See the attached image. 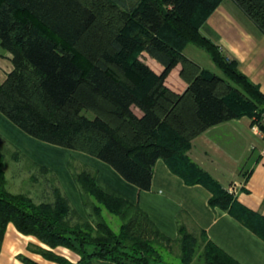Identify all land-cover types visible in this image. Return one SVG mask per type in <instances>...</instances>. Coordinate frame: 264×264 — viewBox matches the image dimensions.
Wrapping results in <instances>:
<instances>
[{"label": "trees", "instance_id": "1", "mask_svg": "<svg viewBox=\"0 0 264 264\" xmlns=\"http://www.w3.org/2000/svg\"><path fill=\"white\" fill-rule=\"evenodd\" d=\"M221 1L139 0L124 8L117 0H0V47L12 64L0 81V112L37 139L101 159L140 189L151 187L154 166L163 159L187 183L205 186L212 207L264 239V215L241 204L188 155L193 139L210 126L241 117L253 123L264 112L259 85L200 30ZM233 1L264 34V0ZM189 44L205 50L224 76L186 56ZM147 45L164 62L161 73L140 58ZM178 63L188 83L183 93L166 84ZM20 157L15 149L12 158ZM4 167L0 148V253L12 223L48 246L29 250L57 264H171L162 250L175 247L182 264H241L203 229L196 235L180 223L178 237H170L139 202L100 187L92 168L74 173L84 206L92 209L84 216L55 176L47 179L53 198L37 202L7 189ZM104 209L121 218L118 230Z\"/></svg>", "mask_w": 264, "mask_h": 264}, {"label": "crops", "instance_id": "2", "mask_svg": "<svg viewBox=\"0 0 264 264\" xmlns=\"http://www.w3.org/2000/svg\"><path fill=\"white\" fill-rule=\"evenodd\" d=\"M200 30L221 47L227 58L236 60L239 69L264 93V34L233 0H222ZM187 46L184 49L186 56L204 67L200 60L201 53L195 50L189 54ZM208 61L210 65L217 66L211 57ZM148 64L156 73L164 69L155 68L150 62ZM178 70L180 72L181 68ZM179 74L174 79L169 74L166 84L181 93L188 83L182 81ZM133 110L140 116L143 114L139 108ZM0 121L8 124L2 115ZM76 155L82 163L96 169V181L100 187L114 195L139 202L170 237L177 238L178 225L184 223L196 235H200L203 229L213 242L241 264H264V239L228 211L212 207L209 204L211 192L205 186L187 183L163 159H158L154 166L151 187L140 189L101 159H95L85 152ZM188 155L227 191L228 187L234 186L232 194L241 204L264 215V134L252 130L251 118H233L210 126L193 139ZM65 177L64 182L60 181V186L69 197H73L76 210L87 216L79 186L66 172ZM27 239L48 247L34 236L19 232L12 223L9 224L0 253V264H25L18 258L19 254H25L42 264H57L29 250ZM55 250L72 261L79 258L69 248L57 247ZM94 263L116 264L102 259H95Z\"/></svg>", "mask_w": 264, "mask_h": 264}, {"label": "rangeland", "instance_id": "3", "mask_svg": "<svg viewBox=\"0 0 264 264\" xmlns=\"http://www.w3.org/2000/svg\"><path fill=\"white\" fill-rule=\"evenodd\" d=\"M119 1L120 5L122 4L121 6L129 8L131 6H134L139 0ZM195 50L201 53L202 57L200 58V60L204 67L210 69L213 72H216L221 76H224L220 68L209 64L208 59H210V57L205 50L197 47L195 44H189L187 46V52L189 54H193L192 52H194ZM7 55H9V53L0 47V81L3 80L7 71L12 67V64ZM140 58L146 63L150 62L155 68L165 67L164 62L154 53L149 45L141 49ZM178 68H182L181 63H178L171 70V79H174L180 73ZM181 79L182 81H185L182 77ZM132 107L133 109H138L136 105H133ZM0 115H2L6 119V121H8V124H4L0 121V148L5 153L4 168L7 177V189L9 191L27 193L28 195H31L37 202L41 200H51L53 198L50 188L51 184L49 181H47V179L55 176L59 184H61L60 181L64 182L66 179V172L68 177H71L72 180L76 183L74 179L75 172H79L80 170L85 168L91 169L88 164L82 163V161L78 160L76 153H80L82 151L65 149L61 146L55 147V145L53 146L51 143L44 142L26 133L24 130L11 122L1 112ZM52 147L62 150H55ZM15 149L21 150V157L19 160H15L14 158H12V153ZM42 164L48 166L51 171L48 173H44L41 167ZM93 170L96 171V169ZM71 198V203L74 206V199L73 197ZM91 199L95 201L93 197H91ZM85 210L86 212L92 211L91 208H85ZM103 211L105 218H107L112 228L118 230L121 224V218L115 214L110 213L107 209H104ZM27 241L28 248H35L36 244H38L37 242L35 243L28 239L26 240V242ZM162 251L165 255V259L171 264H182L181 258L177 254L178 252L176 247L174 251H168L165 249Z\"/></svg>", "mask_w": 264, "mask_h": 264}, {"label": "built area", "instance_id": "4", "mask_svg": "<svg viewBox=\"0 0 264 264\" xmlns=\"http://www.w3.org/2000/svg\"><path fill=\"white\" fill-rule=\"evenodd\" d=\"M253 123H251L252 130L257 134H264V112L260 113V116L256 115L253 118ZM235 187H228V192L234 193Z\"/></svg>", "mask_w": 264, "mask_h": 264}, {"label": "water", "instance_id": "5", "mask_svg": "<svg viewBox=\"0 0 264 264\" xmlns=\"http://www.w3.org/2000/svg\"><path fill=\"white\" fill-rule=\"evenodd\" d=\"M163 9L165 10V8L163 7ZM165 13H167V11L165 10Z\"/></svg>", "mask_w": 264, "mask_h": 264}]
</instances>
